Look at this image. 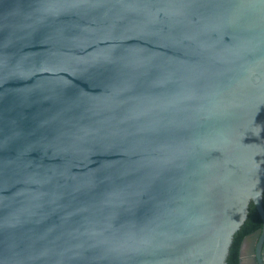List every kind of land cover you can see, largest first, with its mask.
<instances>
[{
    "label": "water",
    "instance_id": "95a60500",
    "mask_svg": "<svg viewBox=\"0 0 264 264\" xmlns=\"http://www.w3.org/2000/svg\"><path fill=\"white\" fill-rule=\"evenodd\" d=\"M263 192L264 0H0V264H264Z\"/></svg>",
    "mask_w": 264,
    "mask_h": 264
},
{
    "label": "trees",
    "instance_id": "16d2710c",
    "mask_svg": "<svg viewBox=\"0 0 264 264\" xmlns=\"http://www.w3.org/2000/svg\"><path fill=\"white\" fill-rule=\"evenodd\" d=\"M259 225V215L256 208L254 207V204L251 203L248 208L246 220L233 236V240L226 259V264H239V250L243 237Z\"/></svg>",
    "mask_w": 264,
    "mask_h": 264
},
{
    "label": "flooded vegetation",
    "instance_id": "af4514ba",
    "mask_svg": "<svg viewBox=\"0 0 264 264\" xmlns=\"http://www.w3.org/2000/svg\"><path fill=\"white\" fill-rule=\"evenodd\" d=\"M262 201H263V205H264V192H263V196H262ZM251 203H253V202L251 201L249 203V205H251ZM254 207H255V205H254ZM248 208H249V206H248ZM257 213H258V210H257ZM258 215H259V219H260V225L256 228L252 229V231H250L248 234H246L243 237L241 244H240L239 260H240V255L243 256V258H242L243 264H257L256 254L254 252V248H255V244L257 243L258 237H256V236L253 237L251 235L255 234L257 232V230L262 227V219H261V216L259 213H258Z\"/></svg>",
    "mask_w": 264,
    "mask_h": 264
}]
</instances>
